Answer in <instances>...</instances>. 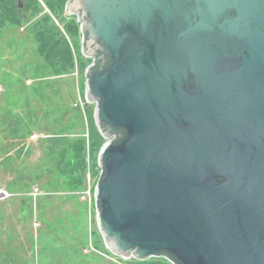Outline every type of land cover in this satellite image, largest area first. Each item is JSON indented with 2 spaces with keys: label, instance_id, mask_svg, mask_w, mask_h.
<instances>
[{
  "label": "water",
  "instance_id": "1",
  "mask_svg": "<svg viewBox=\"0 0 264 264\" xmlns=\"http://www.w3.org/2000/svg\"><path fill=\"white\" fill-rule=\"evenodd\" d=\"M66 10L94 58L87 99L110 139L95 190L109 250L264 264V0H70ZM102 125L125 138L114 143Z\"/></svg>",
  "mask_w": 264,
  "mask_h": 264
},
{
  "label": "rangeland",
  "instance_id": "2",
  "mask_svg": "<svg viewBox=\"0 0 264 264\" xmlns=\"http://www.w3.org/2000/svg\"><path fill=\"white\" fill-rule=\"evenodd\" d=\"M70 0H0V264H173L113 254L95 190L105 138Z\"/></svg>",
  "mask_w": 264,
  "mask_h": 264
},
{
  "label": "trees",
  "instance_id": "3",
  "mask_svg": "<svg viewBox=\"0 0 264 264\" xmlns=\"http://www.w3.org/2000/svg\"><path fill=\"white\" fill-rule=\"evenodd\" d=\"M99 57V55L97 56ZM94 60V58H93ZM94 62V61H93ZM95 68H98V69H101L102 70V61L100 60H96V65H95ZM87 77V80L89 81H92V78L88 75H86ZM102 128L104 131H110V137L112 138L113 142L114 143H120L123 141V139L125 138L126 136V133L122 130V129H111L109 126H105V125H102ZM101 172H100V175H99V180H98V183L100 182L101 178H102V168H100ZM158 256H164L166 257L167 259H169L173 264H178L173 258L171 255L167 254V253H161L160 255Z\"/></svg>",
  "mask_w": 264,
  "mask_h": 264
}]
</instances>
